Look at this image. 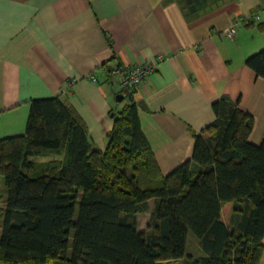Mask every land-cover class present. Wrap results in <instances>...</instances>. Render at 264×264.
<instances>
[{
	"label": "trees",
	"instance_id": "1",
	"mask_svg": "<svg viewBox=\"0 0 264 264\" xmlns=\"http://www.w3.org/2000/svg\"><path fill=\"white\" fill-rule=\"evenodd\" d=\"M246 64L264 77V47ZM121 103L104 150L60 96L31 99L24 131L0 138V264H260L264 138L250 140L254 116L222 95L215 119L191 130L192 159L163 174L133 93ZM191 233L200 255L187 253Z\"/></svg>",
	"mask_w": 264,
	"mask_h": 264
},
{
	"label": "crops",
	"instance_id": "2",
	"mask_svg": "<svg viewBox=\"0 0 264 264\" xmlns=\"http://www.w3.org/2000/svg\"><path fill=\"white\" fill-rule=\"evenodd\" d=\"M239 18L236 36L222 35ZM262 21L264 0H208L197 11L183 0H0V138L24 131L31 99L60 96L104 150L125 92L107 69L121 63L155 68L133 97L163 174L192 159L191 130L215 119L222 95L254 116L259 144L264 77L246 59L264 47ZM195 246L187 253L200 255Z\"/></svg>",
	"mask_w": 264,
	"mask_h": 264
},
{
	"label": "built area",
	"instance_id": "3",
	"mask_svg": "<svg viewBox=\"0 0 264 264\" xmlns=\"http://www.w3.org/2000/svg\"><path fill=\"white\" fill-rule=\"evenodd\" d=\"M240 20L244 21V18L237 19L235 23L224 29L222 35L234 38L237 34L236 22ZM154 70L155 68L152 64L119 65L118 63H113L107 69V82L110 84L118 82L125 92L133 93ZM89 78L94 82L99 81L95 74H91ZM73 83L74 81L71 82V84Z\"/></svg>",
	"mask_w": 264,
	"mask_h": 264
},
{
	"label": "rangeland",
	"instance_id": "4",
	"mask_svg": "<svg viewBox=\"0 0 264 264\" xmlns=\"http://www.w3.org/2000/svg\"><path fill=\"white\" fill-rule=\"evenodd\" d=\"M120 104V103H118ZM52 158H57L56 155H52V156H35L33 157V159L35 161L41 162V161H46ZM0 183L3 184L4 187V180L3 177L0 176ZM4 196H5V191H3V189H0V229H1V225H2V214H3V210L5 207V203H4ZM148 217L149 214H143L140 215V224H141V228H145L147 225V221H148ZM195 242L197 243V239L196 237L191 233V236L188 237V249L191 252V250H195L194 248L195 246ZM199 252L202 253V250H200L199 248ZM171 264H176L175 262H171Z\"/></svg>",
	"mask_w": 264,
	"mask_h": 264
},
{
	"label": "water",
	"instance_id": "5",
	"mask_svg": "<svg viewBox=\"0 0 264 264\" xmlns=\"http://www.w3.org/2000/svg\"><path fill=\"white\" fill-rule=\"evenodd\" d=\"M124 99V94L117 95V100L122 101ZM114 115V114H113Z\"/></svg>",
	"mask_w": 264,
	"mask_h": 264
}]
</instances>
